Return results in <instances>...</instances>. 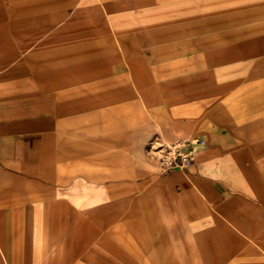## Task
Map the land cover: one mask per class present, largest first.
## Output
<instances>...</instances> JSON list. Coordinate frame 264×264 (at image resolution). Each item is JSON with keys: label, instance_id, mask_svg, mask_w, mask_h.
Wrapping results in <instances>:
<instances>
[{"label": "crops", "instance_id": "obj_1", "mask_svg": "<svg viewBox=\"0 0 264 264\" xmlns=\"http://www.w3.org/2000/svg\"><path fill=\"white\" fill-rule=\"evenodd\" d=\"M234 2L264 4L0 0V264H117L114 236L149 264L157 248L169 264H264V151L241 114L222 120L214 86L165 66L188 59L189 11ZM130 123L205 143L179 167L142 161L114 222L107 144Z\"/></svg>", "mask_w": 264, "mask_h": 264}, {"label": "rangeland", "instance_id": "obj_2", "mask_svg": "<svg viewBox=\"0 0 264 264\" xmlns=\"http://www.w3.org/2000/svg\"><path fill=\"white\" fill-rule=\"evenodd\" d=\"M234 3L226 4L224 11H189L188 59L172 61L165 66L188 67V89L197 91L201 87L214 86L216 90L212 94L218 96V110L225 114L222 120L241 114L245 127H251L256 151L260 154L264 151V4ZM248 117L252 118L250 124ZM145 132L144 126L136 123L116 125L114 137L107 144L112 146L114 222L126 215L131 203L135 204L139 192L136 181L145 175L139 171L142 161L153 164L154 171L179 167L183 156L191 154V144L205 143L203 137L168 141L158 133L148 136ZM72 144L73 140H68L70 150ZM126 158L128 167L133 169H129V177L126 176L128 172L119 171ZM164 160L172 164H165ZM131 245L130 242L121 243L114 236L113 261L149 264L147 253ZM157 249L159 264H169L163 249Z\"/></svg>", "mask_w": 264, "mask_h": 264}, {"label": "built area", "instance_id": "obj_3", "mask_svg": "<svg viewBox=\"0 0 264 264\" xmlns=\"http://www.w3.org/2000/svg\"><path fill=\"white\" fill-rule=\"evenodd\" d=\"M177 145H179V146H181L180 145V143H177ZM190 160V156H189V154H185L184 156H183V160H182V164H185V163H188V161ZM164 163L165 164H172V163H168L166 160H164Z\"/></svg>", "mask_w": 264, "mask_h": 264}]
</instances>
